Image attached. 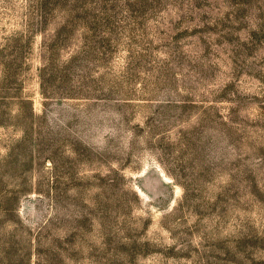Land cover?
Segmentation results:
<instances>
[{"label": "rangeland", "instance_id": "obj_1", "mask_svg": "<svg viewBox=\"0 0 264 264\" xmlns=\"http://www.w3.org/2000/svg\"><path fill=\"white\" fill-rule=\"evenodd\" d=\"M0 264H264V0H0Z\"/></svg>", "mask_w": 264, "mask_h": 264}]
</instances>
